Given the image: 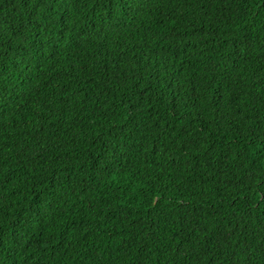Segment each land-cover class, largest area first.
Masks as SVG:
<instances>
[{"label":"trees","instance_id":"obj_1","mask_svg":"<svg viewBox=\"0 0 264 264\" xmlns=\"http://www.w3.org/2000/svg\"><path fill=\"white\" fill-rule=\"evenodd\" d=\"M0 264H264V0H0Z\"/></svg>","mask_w":264,"mask_h":264}]
</instances>
